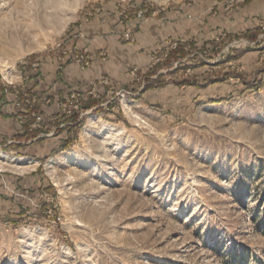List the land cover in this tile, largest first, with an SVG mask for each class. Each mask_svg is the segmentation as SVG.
<instances>
[{"label":"rangeland","instance_id":"obj_1","mask_svg":"<svg viewBox=\"0 0 264 264\" xmlns=\"http://www.w3.org/2000/svg\"><path fill=\"white\" fill-rule=\"evenodd\" d=\"M203 1L0 0V89L4 77L8 92L36 95L42 131L45 100L52 97L43 89L29 92L23 67L56 72L65 84L69 68L85 70L74 59L90 58L89 45L106 59L104 45L112 38L120 46L131 42L123 37L126 28L134 39L130 22L170 25L165 12ZM247 1L212 0L209 7L231 11ZM141 5L155 10L146 16ZM184 20L188 35L198 37L196 50L186 47V63L196 56L204 66L162 69L166 84L142 91L152 55L177 39L168 36L152 46L133 88L108 84L107 97L88 95L99 100L102 113L81 109L80 100L77 108L69 104L70 114L59 107L63 115L78 113L79 128L63 135L69 147L60 144L33 160L5 145L13 136L0 140V174L38 173V187H5L16 202L11 215H0V264H264V75L253 91L238 79L205 88L173 85L183 77L204 82L222 71L264 65V29L258 45L244 36L264 17L229 40L223 29L218 39L215 31L200 37L205 21ZM206 41L209 49H200ZM229 49L248 52L227 60ZM61 116L50 119L53 131L69 123L59 124Z\"/></svg>","mask_w":264,"mask_h":264},{"label":"crops","instance_id":"obj_2","mask_svg":"<svg viewBox=\"0 0 264 264\" xmlns=\"http://www.w3.org/2000/svg\"><path fill=\"white\" fill-rule=\"evenodd\" d=\"M211 3L212 0H204L195 7L190 8L187 7L188 5H179L174 11L165 12V14L169 13L166 21L170 25H167L166 22H163V24L151 22L141 25L130 22L133 26L134 39L130 43H126L129 47L118 45V42L111 37L112 41L104 45L107 50V58L100 59L101 52H98V54L96 51L93 52L94 46L89 45L91 65L83 71L74 72L72 68H69L70 70L68 69L65 74L67 80L65 84L60 81L63 80V75L57 79L56 72L54 76H51L47 72L44 73L41 68L40 70L28 66L23 67L24 79H28L31 84L29 86L31 91L38 94V90L43 89L52 97V99L48 97L50 100L49 106L44 107L43 110V133L38 135L37 131H31L26 120L24 123L19 122V109L15 105L17 96L14 90L4 93L0 89V140H6L8 137L13 136L17 142L10 144L9 147H12L20 156L38 160L41 156L53 153L58 149L64 139L65 131H53L54 126L49 124L52 116L61 115L59 101H64L68 96L67 94L73 91L82 93V96L87 97L88 91L93 90L98 97L105 98L108 94V84L133 88L135 81L139 82L142 78L139 76L146 70L145 64L150 56L152 46L154 48V45L156 46L158 43L163 45L164 39L168 36L182 40H197L198 37H190L185 29L187 20L184 19L186 17L193 18L197 23H202L204 20V25L198 29L200 37L210 36V33L215 31L217 35L215 37L211 35L210 38L216 39L220 35L218 33L220 29L225 30L226 33L223 34L237 33L238 30L245 31L251 28L260 17H264V2L257 4L254 0H250L231 11H224L225 8H221L223 5H220L217 7L218 10L216 9L213 12L209 7ZM198 15L200 17H197ZM205 38L210 39L208 36ZM89 42V44H92V41ZM246 52L248 50H244L242 56ZM136 64L137 66L134 68L133 65ZM72 65L78 68L75 62ZM51 69L49 72L52 74L55 69L54 67ZM46 81H49L48 86L50 87H42L46 84ZM107 81L109 83H106ZM28 129L29 132L27 133L26 130ZM46 132L50 134L42 137L41 135ZM33 183L38 184V173L36 172H32L30 176L25 178L0 174V215H11L13 204L16 202L15 198L8 194L5 187H29Z\"/></svg>","mask_w":264,"mask_h":264},{"label":"trees","instance_id":"obj_3","mask_svg":"<svg viewBox=\"0 0 264 264\" xmlns=\"http://www.w3.org/2000/svg\"><path fill=\"white\" fill-rule=\"evenodd\" d=\"M141 7H145V15L150 16L152 12L155 10L153 7H147L145 5H141ZM261 30L259 27H255L253 30H246L244 33L245 38H247L250 42H254V45H258L261 40L258 39V36L260 34ZM228 40L231 39V37L228 34ZM211 41H206L202 45L200 49L202 50H208ZM189 47L191 51L196 50L197 44L193 40H184V41H178L176 46L174 48L169 49L167 55L163 58L162 61L152 65L150 69H148L145 72V76L143 77L144 79V84L142 86V91H146L148 89L156 88V87H162L166 84V81L164 79V74L162 73V69H166L167 72L172 73L175 70L179 69L181 71H184L185 68L193 66L194 68L204 66L206 64V61L204 59H199L198 57L195 56V53L192 54V57L195 56L192 60H194V63H190L187 59L191 56V53L186 49V47ZM211 50H214L211 48ZM221 51V48L217 47L213 53H218ZM244 53V50H236L235 49H229V53L227 54V60H232L235 58L240 57ZM183 59H185L183 61ZM177 62L178 65H176L175 69L171 70L173 67L174 63ZM264 75V65L257 67L256 69H253L250 72L246 71H234V70H227V71H222L220 74H216L210 81H204L200 82L195 79L189 78V77H183L180 79H176L173 81V85L180 87V86H189V87H195V88H205L208 84H217V83H225L234 79H238L239 84L242 86L243 89H249V90H256L259 89L262 84H263V78L261 76ZM148 79V80H147ZM150 79V80H149ZM15 92V91H14ZM33 93L32 91H29ZM17 98L19 99L22 95L18 91L15 92ZM37 94V93H33ZM222 98H216V99H211V102H219L221 101ZM99 100L94 99L93 97H86L84 98L83 96L80 99V105L81 109L87 110V109H92L93 112L96 113H102V108L99 105ZM61 122H69L66 125H63L60 127L57 123L56 126V132H61V131H67L68 133L71 131H76L79 126H80V121H78V113L73 112L71 115H63L61 114ZM30 121H27V125L29 126ZM59 126V128H58ZM31 131H37L38 133L42 132L40 129L38 130H31ZM26 132H29V129L26 130ZM45 132V131H44ZM39 139V138H38ZM71 145V141L69 140L68 137H65L63 142L61 143V149H65Z\"/></svg>","mask_w":264,"mask_h":264},{"label":"built area","instance_id":"obj_4","mask_svg":"<svg viewBox=\"0 0 264 264\" xmlns=\"http://www.w3.org/2000/svg\"><path fill=\"white\" fill-rule=\"evenodd\" d=\"M234 0H230V2H233ZM142 13L141 11L139 13H137V16H141ZM197 17H200L199 15ZM256 27H259L261 30L264 29V23H259ZM131 34L132 31L130 28H126L125 32L123 33V37L128 40V41H133L131 38ZM223 36H225V34H223ZM178 41H184L182 39H170L167 41L166 47L163 48L162 50H160L157 53H154L152 55V63L153 65L162 61L163 58L167 55L169 49L174 48L177 44ZM247 42H250L247 40ZM254 43V42H252ZM80 66L81 69H86L90 66V58L86 55V56H80L78 57V55L75 56L74 59ZM33 66H35V64H33ZM3 91L4 92H8L10 91V87H8V85H11L10 82H8L6 79H4L3 77ZM22 94L24 95V99H18L15 101V105L16 107L19 109V115H18V120L20 123H24L26 118H30L31 122L29 124V129L30 130H38V128H41V122H42V114L39 113L38 109L36 108V95H27L25 94V92H22ZM88 95L91 96H95L96 94L94 93V91L90 90L87 93ZM123 95V94H122ZM82 97V93H79L77 91H73L68 97L67 99H65L62 103H59V107L62 108V113L64 114H70L71 113V109H70V103L72 105L73 108H77L78 106V101L81 99ZM33 101L32 103L30 102ZM46 103H49L50 100L47 98L45 100ZM74 103V104H72ZM29 107V108H27ZM28 109V110H27ZM57 117L56 115L54 116V118ZM50 133H47L46 135H49ZM16 140H12V139H8L6 140V145H10L13 143H16Z\"/></svg>","mask_w":264,"mask_h":264}]
</instances>
